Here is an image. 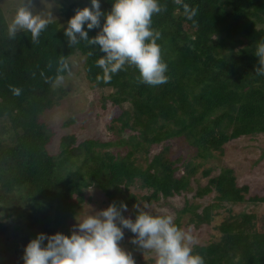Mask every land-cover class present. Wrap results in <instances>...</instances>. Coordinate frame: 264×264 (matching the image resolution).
Instances as JSON below:
<instances>
[{
  "label": "trees",
  "instance_id": "1",
  "mask_svg": "<svg viewBox=\"0 0 264 264\" xmlns=\"http://www.w3.org/2000/svg\"><path fill=\"white\" fill-rule=\"evenodd\" d=\"M113 3L106 0L101 11L110 12ZM159 3L167 10L153 15L152 27L161 33L157 44L168 65L169 79L158 86L140 83L139 71L127 65L109 82L97 80L103 72L96 62L105 55L100 46H86L81 41L70 47L65 36L69 19L76 9H83L81 5L74 3L67 8L62 4L63 18L48 25L38 44L31 42L27 31L9 39L8 23L0 7V241L10 229L8 222L18 223L22 215L30 220L32 235L56 234L81 206L88 188L103 191L109 205L115 203L119 208L126 204L122 215L127 218L133 209L135 221L138 211L134 205L181 196L190 190L191 178L198 170L191 162L182 165L180 158H172L170 145L146 166L135 157L138 152L148 154L149 147L184 139L209 156L213 151L223 152L233 140L264 134V76L256 75L261 65L255 56L257 42L264 40V0ZM183 4L197 7V15L188 19ZM103 23L102 17L101 28ZM84 30L94 38L101 29L89 30L85 24ZM78 55L84 58L87 81L103 94L104 107L108 101L113 106V122L121 124L120 131L136 134L116 144L95 139L80 143L70 134L62 138L59 153L53 154L50 145L55 130L46 116L62 103L66 93L62 86H54L58 61L65 57L71 74L66 71L61 75L70 77V59ZM9 85L20 88L21 94L14 95ZM71 124L72 120L63 126ZM117 144L132 150L126 154L102 152ZM209 174V170L205 172ZM138 182L152 194L140 198L132 193L131 187ZM213 192L217 193V204L201 212L191 207L182 211L192 214L189 225L197 229L213 225L221 204L246 202L250 187L238 185L234 171L225 169L201 187L197 197ZM248 200L264 203V196ZM175 224L181 226L179 220ZM217 230L218 241L193 246L194 254H200L205 264H264V216L231 213ZM123 231L122 241H128L132 250H140L131 242L135 234L129 229ZM3 253L0 248V255Z\"/></svg>",
  "mask_w": 264,
  "mask_h": 264
},
{
  "label": "clouds",
  "instance_id": "2",
  "mask_svg": "<svg viewBox=\"0 0 264 264\" xmlns=\"http://www.w3.org/2000/svg\"><path fill=\"white\" fill-rule=\"evenodd\" d=\"M176 3L181 4L182 0H176ZM182 6L188 19L197 15V7ZM33 9L32 0H22L8 24L9 39L15 40L17 33L27 31L31 33V42L39 43L41 33L53 22V16L36 13ZM166 10V5H161L159 0H114L111 11L104 13L100 0H91V7L75 10L67 23L65 36L70 47L81 41L86 46H100L105 55L96 62L103 72L102 77L97 76L98 81L109 82L113 75L126 70L127 65L139 71L140 83L162 85L169 79L166 75L168 65L162 59V50L157 44L161 33L152 27V17ZM85 24L89 30H101L94 38H89ZM255 56L261 65L256 68V75L264 76V40L257 42ZM66 71L71 74L67 60L61 56L54 86L63 82L61 73ZM9 89L17 96L22 91L12 85ZM148 207L147 204L142 208L140 204L134 205L138 215L133 221L122 215L127 211L126 204L121 203L118 208L113 203L106 210L77 220L70 236L38 234L24 249V264H135L132 254L119 246L124 238L123 229L135 234L133 244L155 253V264H205L204 258L193 252L196 241L191 229L178 227L171 214L152 215L147 211Z\"/></svg>",
  "mask_w": 264,
  "mask_h": 264
},
{
  "label": "rangeland",
  "instance_id": "3",
  "mask_svg": "<svg viewBox=\"0 0 264 264\" xmlns=\"http://www.w3.org/2000/svg\"><path fill=\"white\" fill-rule=\"evenodd\" d=\"M105 1L100 0V5L102 6ZM74 3L81 5L82 8L91 7V0H32L34 12L45 16L51 13L53 20L63 18L61 17L62 4L69 8ZM21 4L22 0H0V7L8 24L11 23ZM70 60L73 64V74L70 77H64L63 82L56 85L64 88L65 96L62 103L46 116L47 122L55 130L54 140L50 145L51 152L58 154L62 138L70 134L76 135L80 143L88 139L99 140L101 143L112 142L113 144L122 139L129 141L136 133L128 130L120 131L121 124L113 122V106L108 101L105 108L102 100L103 94L92 88V84L86 79L83 56L78 55ZM109 92L108 90L106 94ZM71 120L72 124L69 127L63 126L65 122ZM165 145H170L172 158H180L182 165L191 162L192 166L198 168L197 173L191 178L189 191L181 196L161 198L152 204L142 201L141 208L147 204L149 206L147 211L152 215H173L174 223L177 220L180 221V228L191 229V234L196 241L194 245L218 241L220 233L217 227L231 213L233 215L256 213L259 216H264V203H254L248 200L251 196H264V134L233 140L224 146L223 152L213 151L209 156H205L203 152L188 144L184 139H177L149 147L147 148L148 154L140 151L135 157L143 161L146 166L147 161H151L165 148ZM128 150H132V147L117 144L102 149V152L126 154ZM198 152L202 155L196 156ZM225 169L234 171L238 185H249L250 193L246 197L247 201L238 204L222 203L217 210L219 214L211 226L205 225L197 229L189 225L192 214H183L182 211L186 207H191L201 212L206 206L217 204V193L213 192L203 198H198L197 192L201 187L206 186L211 178L219 175ZM208 170L210 174L205 175ZM131 192L139 195L140 198L152 194V190L142 188L140 182L131 187ZM83 196L81 206L75 210L65 226L58 227L57 233L70 236L77 220H83L88 214L93 215L109 207L107 195L103 191L88 188L84 191ZM128 212L127 218L133 220V209ZM29 224L30 220L26 215H22L18 223L14 220L8 222L10 229L6 235L1 237L0 241V248L4 250V253L6 252L0 255V262L22 259L28 243L37 237L32 235L34 231L29 227ZM119 246L132 254L135 264H153V261L155 262V253L151 250H132L128 241H120Z\"/></svg>",
  "mask_w": 264,
  "mask_h": 264
}]
</instances>
